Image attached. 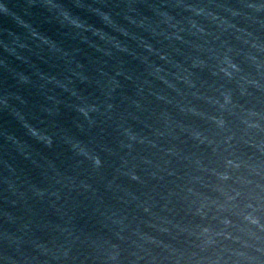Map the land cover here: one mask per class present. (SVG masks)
<instances>
[{
  "label": "water",
  "instance_id": "95a60500",
  "mask_svg": "<svg viewBox=\"0 0 264 264\" xmlns=\"http://www.w3.org/2000/svg\"><path fill=\"white\" fill-rule=\"evenodd\" d=\"M0 264H264V0H0Z\"/></svg>",
  "mask_w": 264,
  "mask_h": 264
}]
</instances>
